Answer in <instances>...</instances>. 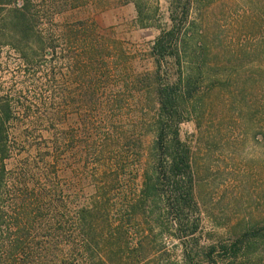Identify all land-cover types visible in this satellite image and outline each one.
Wrapping results in <instances>:
<instances>
[{
  "label": "rangeland",
  "instance_id": "obj_1",
  "mask_svg": "<svg viewBox=\"0 0 264 264\" xmlns=\"http://www.w3.org/2000/svg\"><path fill=\"white\" fill-rule=\"evenodd\" d=\"M174 20L183 26L182 38L189 30V55L193 56L197 43L205 47V56L199 59L202 84L180 112L179 134L191 152L198 205L190 223L195 221L199 229L187 243L203 255L194 264H212L206 250L228 241L247 224L264 223V0H87L86 5L53 18L52 26L47 24L54 31L56 49L45 51L48 58L34 66L23 63L18 51L0 46V101H10L15 109L23 105L32 111L48 109L61 128L73 123L70 114L79 113V141H85L87 131L93 137L89 130L96 135L99 127H117L125 133L120 144L136 141L141 146L133 172L137 176H129L126 183L131 197L137 196L145 173L153 166L158 106L154 91L145 88L146 80L134 87L120 84L123 75L119 77L114 65L125 63L130 75L126 76L134 80L154 75L150 48L173 27ZM78 24L88 26V32L79 26L78 36L89 44L80 40L74 49L75 45L57 43L65 26ZM95 48L101 51L100 57H107L106 70L98 65ZM78 53L79 77L68 72L74 67L69 60ZM169 65L162 81L171 85L179 71L167 80ZM54 69L59 74L56 78ZM132 120L136 131L128 134ZM120 152L124 154L125 149ZM120 152L110 155L121 158ZM83 162L79 156V175L85 171ZM65 174L55 182L57 191H64L57 193V200L67 199L72 215L77 205L74 197L79 195L82 201L94 197V179L83 176L86 184L82 179L79 188L71 189L64 177L70 174ZM168 220L141 219V228L150 234L148 264H187L181 235ZM70 250L67 243H60L57 255L64 259ZM66 259L75 264L77 257ZM214 259L223 264L217 254Z\"/></svg>",
  "mask_w": 264,
  "mask_h": 264
},
{
  "label": "trees",
  "instance_id": "obj_2",
  "mask_svg": "<svg viewBox=\"0 0 264 264\" xmlns=\"http://www.w3.org/2000/svg\"><path fill=\"white\" fill-rule=\"evenodd\" d=\"M86 4L87 0H0V46L18 51L23 63L34 66L39 59L48 58L45 51L56 49L54 31L47 24L52 26L56 16ZM174 22L150 48L154 75L134 80L125 63L114 65L119 77L123 75L120 84L134 87L146 80L145 88L149 93L154 91L158 106L153 166L145 173L137 196L131 197L126 183L129 176L136 175V150L141 146L136 141L120 144L125 133H119L117 127H99L96 135L89 130L92 138L86 129L85 141H79V113L70 114L73 123L61 128L48 109L32 111L24 105L15 109L10 101H0V264H68L66 258L73 255L77 257L75 264H79V257L81 264H148L150 234L141 228L142 217L157 221L168 218L184 242L187 264L202 258V253L189 249L187 243L199 229L198 223H190L198 205L191 152L180 139L179 124L181 110L195 98L202 84L204 73L199 59L205 56V47L197 43L193 56L189 55V30L182 38L183 26ZM79 26H85L83 30L88 32L85 24L67 25L57 43L75 45L74 49L79 48L80 40L88 43L78 36L82 31ZM95 51L98 65L106 70L107 57H100L99 48ZM69 61L74 67L68 72L79 77V53ZM165 65L170 66L167 80L179 71L171 85L162 81ZM103 69L100 71L105 74ZM53 74L55 78L59 75L55 69ZM132 122L127 125L128 134L136 131ZM122 147L131 158L120 152ZM119 152L121 158L110 155ZM79 156L85 160L81 175ZM97 171L102 173L99 177ZM64 173L70 174L64 177L71 189L79 188L82 179L85 184L89 176L94 179V197L84 201L79 195L74 197L77 205L72 215L69 201L57 200V193L64 191H57L55 182ZM60 243H67L72 252L64 259L57 255ZM263 249L264 223H256L247 224L205 254L212 264H217L215 254L223 264H257L264 263Z\"/></svg>",
  "mask_w": 264,
  "mask_h": 264
}]
</instances>
